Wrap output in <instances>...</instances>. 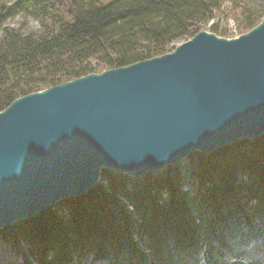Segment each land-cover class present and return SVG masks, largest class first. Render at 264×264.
I'll list each match as a JSON object with an SVG mask.
<instances>
[{"label": "trees", "instance_id": "1", "mask_svg": "<svg viewBox=\"0 0 264 264\" xmlns=\"http://www.w3.org/2000/svg\"><path fill=\"white\" fill-rule=\"evenodd\" d=\"M262 7L264 0H0V112L18 98L171 53L215 16L245 34ZM18 17L40 29L5 27ZM255 236V249H264V137L138 180L103 171L83 196L3 228L0 244L8 264H261L243 263L241 249Z\"/></svg>", "mask_w": 264, "mask_h": 264}, {"label": "water", "instance_id": "2", "mask_svg": "<svg viewBox=\"0 0 264 264\" xmlns=\"http://www.w3.org/2000/svg\"><path fill=\"white\" fill-rule=\"evenodd\" d=\"M264 137V16L166 55L18 98L0 112V232L83 196Z\"/></svg>", "mask_w": 264, "mask_h": 264}, {"label": "rangeland", "instance_id": "3", "mask_svg": "<svg viewBox=\"0 0 264 264\" xmlns=\"http://www.w3.org/2000/svg\"><path fill=\"white\" fill-rule=\"evenodd\" d=\"M63 1H67V0H63ZM246 3H248V2H246ZM245 5H247V4H245ZM248 7L250 9H253L254 4H252V5L248 4ZM263 9H264V7H262V10ZM213 26H217L220 28V30L227 33V37L224 39L231 40V39L239 37L236 35V31H235L237 24L232 19H229L228 21H224V20L218 19V17L215 16L212 20H210L207 24L204 25V28H203L204 31H202V32L210 33L208 29L210 27H213ZM5 27H9L13 30L20 28V27H23L24 29H30L31 31H35V32H37L40 29L39 24L36 21H34L32 18H27L26 20H24L21 17H18V18H15L14 20L9 21L8 23H6ZM242 35H244V34H242ZM218 38H220V37H218ZM189 40L190 39H188L187 41H189ZM187 41H179V42L175 43L174 48L179 46L182 43L187 42ZM181 163L182 162H180L178 165H180ZM113 173L122 174L121 172H117V171L113 172ZM260 242H261L260 239L255 236L252 238L251 241L248 240L243 245L244 248L241 249V250H243V249L245 250V252L243 253V256H242V257H245L243 262L246 263V262L251 261L254 263L261 262V264H264V249H259L258 251L255 249L257 245H260ZM0 246H1V244H0ZM1 248H2V246H1ZM2 251H3V249H2ZM2 251L0 250V255H1L0 264H8V262L10 260V256H8L9 252L8 251L2 252ZM11 254H12V252H11ZM223 260H224L223 261L224 264H231V260H225V259H223Z\"/></svg>", "mask_w": 264, "mask_h": 264}, {"label": "bare ground", "instance_id": "4", "mask_svg": "<svg viewBox=\"0 0 264 264\" xmlns=\"http://www.w3.org/2000/svg\"><path fill=\"white\" fill-rule=\"evenodd\" d=\"M0 257H1V255H0ZM1 260V259H0Z\"/></svg>", "mask_w": 264, "mask_h": 264}]
</instances>
